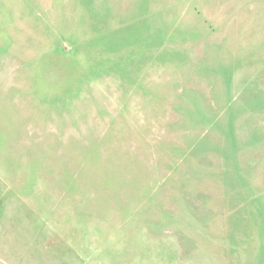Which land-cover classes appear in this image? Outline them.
Here are the masks:
<instances>
[{"label": "rangeland", "instance_id": "374dc122", "mask_svg": "<svg viewBox=\"0 0 264 264\" xmlns=\"http://www.w3.org/2000/svg\"><path fill=\"white\" fill-rule=\"evenodd\" d=\"M50 216L264 264V0H0V264H53Z\"/></svg>", "mask_w": 264, "mask_h": 264}, {"label": "crops", "instance_id": "0c3cea01", "mask_svg": "<svg viewBox=\"0 0 264 264\" xmlns=\"http://www.w3.org/2000/svg\"><path fill=\"white\" fill-rule=\"evenodd\" d=\"M44 233V236L36 233L35 237L40 246L53 250V264H118V260L109 261L105 255L106 248L102 247L107 246V242L101 238L93 240L88 229L83 226L73 228L67 220L50 216L49 227L46 224Z\"/></svg>", "mask_w": 264, "mask_h": 264}]
</instances>
